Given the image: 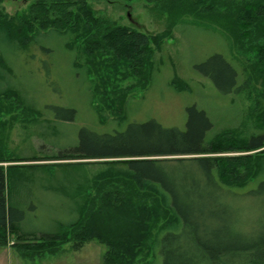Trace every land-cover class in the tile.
<instances>
[{
    "label": "rangeland",
    "instance_id": "rangeland-1",
    "mask_svg": "<svg viewBox=\"0 0 264 264\" xmlns=\"http://www.w3.org/2000/svg\"><path fill=\"white\" fill-rule=\"evenodd\" d=\"M22 1L0 0V19L21 24V18L38 0ZM44 1L45 16L36 12L34 19L38 21L28 24L31 29H25L27 33L10 37L7 27H0V90L16 92V96L4 97L0 109V142L7 155L1 164L8 169L6 197L23 211L21 227L25 233H62V226L77 218L78 198L85 202L87 193L89 197L98 195L93 182L102 172L115 170L123 163L125 157L58 159L60 152L78 145L82 128L111 133L122 131L131 122L154 119L162 126L184 129L186 108L195 105L212 121L207 138L220 146L227 145V135L231 141L246 140L264 130V88L261 78H256L257 46L253 41L259 34L264 36V22L258 24L261 29H245L243 35L248 32L242 37L237 34L236 40L231 18L219 20L211 15L214 10L225 11V5L232 1L205 0L203 7H196L197 17L170 19L159 9L164 0ZM79 8L84 17L87 15L110 32L123 25L147 35L166 31L169 35L157 44L150 43L153 53L145 69L139 71L137 65L133 69L126 60L117 62L110 46L119 44L113 40H107L104 49L90 56L83 49V32L69 23L64 33L62 26L50 23L52 17ZM229 11L233 13L237 8L230 5ZM239 26L245 28L247 24L239 22ZM214 53L222 54L238 69V83L250 77L249 86L236 94H223L194 68ZM263 148L217 151L207 156H250L255 171L237 187L244 190L254 188L257 180L264 178V154L260 155ZM243 164L232 163L238 173H243ZM117 184L114 181L111 186ZM132 200L134 205L140 203L137 195ZM127 201L119 203L114 212L98 211L92 219L86 210L85 230L78 234L70 231L58 244L28 245L25 250L15 244L14 235H8V242L2 246L0 243V264H161L155 256L154 236L166 221L163 214L139 247L123 248L124 235L134 228ZM119 221L127 232L117 230ZM102 233L112 238L110 246L96 237ZM24 238L17 243L39 242L38 237Z\"/></svg>",
    "mask_w": 264,
    "mask_h": 264
},
{
    "label": "trees",
    "instance_id": "trees-1",
    "mask_svg": "<svg viewBox=\"0 0 264 264\" xmlns=\"http://www.w3.org/2000/svg\"><path fill=\"white\" fill-rule=\"evenodd\" d=\"M164 1L159 9L167 14L169 19L183 15L197 17L196 7L198 5L203 7L206 4L205 0ZM229 1H232V4H226L225 11L214 10L211 15L219 20L231 18L230 25L236 40L237 34L240 37L246 35L248 31L243 35L245 29L251 30L252 27L261 29L258 24L264 22V0ZM44 2L38 0L34 8L21 18V24H15L12 19L9 21L0 19V27H7L9 36L27 33L25 29L30 28L28 24L38 21L34 19L37 16L34 15L36 12L43 15L42 17L45 16ZM230 5L233 9L237 8V11L230 12ZM81 11L80 8L76 9V12L64 11L59 16L50 17V23L62 26L64 33L69 23H72L78 32H83L81 36L84 40L83 49L90 56L104 49L107 40H113L119 44L115 47L110 46L115 51L117 62L126 60L132 66L137 65L139 71L141 68L145 69L144 66L148 65L153 53L150 43L157 44L169 35V31L162 35H147L123 25H117L110 32L108 28L105 30L102 25L94 24L87 15L84 17ZM239 22L242 25L246 23L247 26L240 28ZM95 28L97 31L92 33ZM100 30L104 31L101 35ZM102 41L104 44H101ZM253 41L257 46L255 68L259 73L256 78H261L264 88V36L259 34ZM137 66L132 68L135 69ZM194 68L208 77L215 88L223 94H236L248 87L251 81V78L247 77L245 81L238 83L240 78L238 69L219 53L212 54L203 63L194 64ZM5 89V93L2 92ZM13 94L16 96V92L8 88L0 90V109L4 105L2 101L4 97L10 98L14 96ZM186 112L184 129L165 127L154 119L131 122L122 131L115 130L111 133H94L82 128L79 131L78 145L60 152L56 156L58 159L82 157L125 159L120 167L102 172L97 177L98 180L93 182L98 195L89 197L90 195L84 192L87 195L85 202L83 198H78L80 202L75 206L77 218L63 225L62 233H40L36 236L37 234L30 235L22 230L23 211L18 206L10 204L6 197L8 169L1 163L6 162L4 159L7 155L5 156L6 149L0 142L1 246L8 242V235H14L15 244L23 246L25 250H28V245L64 242L70 231H76L78 234L85 230L83 216L86 210L92 219L98 211L114 212L118 204L127 198L128 203L125 206L126 208L130 206L131 225H134V228L128 230L130 237L128 233L124 235L126 245L123 248L135 250V247H139L141 242L150 236L152 229L158 226L161 219L159 215L163 214L166 221L154 236L157 244L155 256L161 260V264H264V178L258 179L254 188L240 190L237 187L254 175L255 170L251 167L250 156H244L245 158L207 156L217 151L247 152L262 148L264 130L249 136L246 140L231 141L227 135L226 139L229 138L227 145L220 146L218 142L207 138L213 125L206 112L195 105L188 106ZM262 116L264 122V112ZM262 154L264 148L260 151V155ZM181 155L193 157H178ZM236 161L244 162L243 173H238L236 171L238 167L234 168L232 165ZM114 181L120 184L111 186ZM105 185L108 186L106 190ZM135 195L140 202L137 205H134L132 200ZM117 230L127 232L123 230L120 221ZM101 235L104 238L100 235L96 237L101 238V241L105 240L110 246L109 242L112 239L110 235L106 233ZM24 236L38 237L36 240L39 242L17 243L22 242Z\"/></svg>",
    "mask_w": 264,
    "mask_h": 264
},
{
    "label": "flooded vegetation",
    "instance_id": "flooded-vegetation-1",
    "mask_svg": "<svg viewBox=\"0 0 264 264\" xmlns=\"http://www.w3.org/2000/svg\"><path fill=\"white\" fill-rule=\"evenodd\" d=\"M22 2H23V3H26V0H23Z\"/></svg>",
    "mask_w": 264,
    "mask_h": 264
}]
</instances>
